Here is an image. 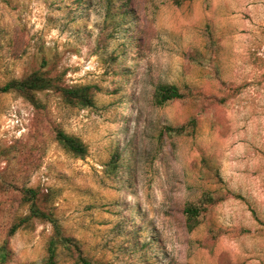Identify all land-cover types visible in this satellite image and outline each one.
Segmentation results:
<instances>
[{
  "label": "rangeland",
  "instance_id": "1",
  "mask_svg": "<svg viewBox=\"0 0 264 264\" xmlns=\"http://www.w3.org/2000/svg\"><path fill=\"white\" fill-rule=\"evenodd\" d=\"M115 2L113 21L114 0H0V84L50 71L96 86L87 108L54 91L36 93L42 107L0 93V245L29 212L15 187H32L103 264H264V0ZM160 83L202 96L160 107ZM192 117L191 134L167 130ZM51 124L88 155L68 153ZM212 192L230 196L189 231L186 206ZM52 232L35 219L0 264H42Z\"/></svg>",
  "mask_w": 264,
  "mask_h": 264
},
{
  "label": "trees",
  "instance_id": "2",
  "mask_svg": "<svg viewBox=\"0 0 264 264\" xmlns=\"http://www.w3.org/2000/svg\"><path fill=\"white\" fill-rule=\"evenodd\" d=\"M125 2V1H124ZM129 2V1H127ZM125 2V6L127 5ZM124 5L110 4L108 9V17L113 21L118 18H123L122 12ZM128 13V12H127ZM125 13V16L127 15ZM62 75L53 74L50 71H35L24 78H13L4 84H0V93L19 92L32 103L38 107H42L39 99L36 97L37 92L54 91L63 101L70 106L80 108L93 107L96 104L95 99V85L83 84L67 86L63 85ZM222 87L232 90L236 94L240 86L234 83L221 82ZM195 90L186 86L181 87L175 83H160L156 86L154 93V101L156 105L164 107L175 103L177 101H185L196 97H201ZM214 97V103L226 104L228 98ZM197 126V117H192L184 124L177 126H168L167 130L175 135H189L194 132ZM55 139L59 144L70 154L78 157L85 158L88 155V145L80 137L67 132L59 124H51L49 127ZM108 167L112 171L118 172L124 167V163L117 159L115 154L112 155ZM0 174V183L2 182ZM20 195L22 204L29 206V212L15 218V221L10 225L5 238L0 245V258L7 260L10 256L9 239L21 228H28L33 225L35 219L43 223H50L53 225V232L47 242V256L42 264H61V257H69L75 264H103L102 260L96 259L85 253L84 244L75 236L67 233L59 218L55 215L54 211L47 209L37 202L39 191L32 187H15ZM230 194L221 193H207L204 198L200 199L197 203L188 204L185 208L187 227L189 231L194 230L198 225L206 221L210 215V210L217 203L228 198ZM62 255V256H61Z\"/></svg>",
  "mask_w": 264,
  "mask_h": 264
}]
</instances>
